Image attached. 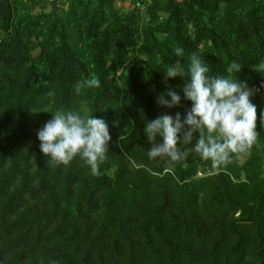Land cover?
<instances>
[{"label":"trees","instance_id":"obj_1","mask_svg":"<svg viewBox=\"0 0 264 264\" xmlns=\"http://www.w3.org/2000/svg\"><path fill=\"white\" fill-rule=\"evenodd\" d=\"M123 1L0 0V264H264V0ZM192 52L213 72L240 63L260 89L257 142L220 168L144 151L142 117L190 107L156 100L182 95L162 71ZM88 77L100 86L77 95ZM50 105L108 123L100 175L46 163L36 131L50 114L30 111Z\"/></svg>","mask_w":264,"mask_h":264},{"label":"clouds","instance_id":"obj_2","mask_svg":"<svg viewBox=\"0 0 264 264\" xmlns=\"http://www.w3.org/2000/svg\"><path fill=\"white\" fill-rule=\"evenodd\" d=\"M175 51L182 52L179 48ZM241 68L240 63L232 62L223 71L213 72L196 52L190 54L186 67L180 63L168 65L162 71L163 82L166 85L169 79L180 77L182 95L167 88L158 95L156 103L173 109L178 108L183 99L190 107L184 110L183 117L180 111L151 120L142 117L143 133L150 145L144 150L147 158L182 162L190 153H195L201 160L210 161L211 167L220 168L231 162L233 154L250 149L259 134L256 131L257 106L251 98L264 89V82L257 89L246 81H239ZM253 70L264 71V62ZM99 86L98 79L83 78L74 85V92L79 95L82 90ZM53 95L48 93L49 97ZM30 112L50 114V119L36 131L39 151L46 157V163L68 166L79 159L91 175H100L111 140L109 125L104 119L54 105L44 111ZM118 125L119 119L113 121L114 127Z\"/></svg>","mask_w":264,"mask_h":264},{"label":"rangeland","instance_id":"obj_3","mask_svg":"<svg viewBox=\"0 0 264 264\" xmlns=\"http://www.w3.org/2000/svg\"><path fill=\"white\" fill-rule=\"evenodd\" d=\"M116 5L122 7L124 10H128L132 7L129 0H125L123 2H117Z\"/></svg>","mask_w":264,"mask_h":264}]
</instances>
